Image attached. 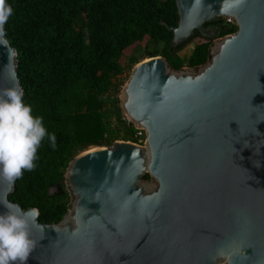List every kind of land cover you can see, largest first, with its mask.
<instances>
[{
  "label": "water",
  "instance_id": "95a60500",
  "mask_svg": "<svg viewBox=\"0 0 264 264\" xmlns=\"http://www.w3.org/2000/svg\"><path fill=\"white\" fill-rule=\"evenodd\" d=\"M223 0H176L178 46L206 23L237 32L215 40L199 68L162 57L137 64L120 94L143 145L115 141L69 164L70 208L59 224L35 210L27 264H264V0L221 13ZM18 84V52L0 42V89ZM149 175L150 179H146Z\"/></svg>",
  "mask_w": 264,
  "mask_h": 264
},
{
  "label": "trees",
  "instance_id": "16d2710c",
  "mask_svg": "<svg viewBox=\"0 0 264 264\" xmlns=\"http://www.w3.org/2000/svg\"><path fill=\"white\" fill-rule=\"evenodd\" d=\"M7 3L13 12L5 38L18 52L24 101L33 106L34 114L43 116L48 132L56 136L55 148L47 138L42 142L35 168L23 171L9 199L24 210L38 209L42 224H59L70 208L65 173L72 160L91 147L138 141L119 97L129 80L123 79L125 72L140 63L135 56L126 65L120 63L129 50H143L148 58L162 56L176 71L199 68L210 60L216 39L238 30L218 19L204 25L212 28L208 37L196 32L173 46L170 28L179 23L176 0ZM198 37L204 41L188 58L182 57L180 53ZM89 125L94 129L87 132Z\"/></svg>",
  "mask_w": 264,
  "mask_h": 264
},
{
  "label": "clouds",
  "instance_id": "9594fccd",
  "mask_svg": "<svg viewBox=\"0 0 264 264\" xmlns=\"http://www.w3.org/2000/svg\"><path fill=\"white\" fill-rule=\"evenodd\" d=\"M245 0H223L221 13L243 6ZM13 9L0 0V42L6 35L5 25ZM43 116L34 114L33 106L24 101L18 84L0 89V180L13 184L23 171L35 168L37 152L47 138L53 148L56 136L49 133ZM0 214V264H27L36 242L31 238L35 210L23 211L18 205L5 204Z\"/></svg>",
  "mask_w": 264,
  "mask_h": 264
},
{
  "label": "rangeland",
  "instance_id": "374dc122",
  "mask_svg": "<svg viewBox=\"0 0 264 264\" xmlns=\"http://www.w3.org/2000/svg\"><path fill=\"white\" fill-rule=\"evenodd\" d=\"M217 40V39H216ZM204 41V39H202V38H195L190 44H188L185 48H184V50L180 53V55L182 56V57H184V58H188L191 54H192V52H193V50H194V48H195V46L197 45V44H199V43H201V42H203ZM134 51V50H133ZM132 50H129L128 52H127V54H126V56L125 57H123L121 60H120V63L122 64V65H126L127 64V62L131 59V57L132 56H135L136 58H138L139 59V61L140 62H142L143 60H146V59H148V57L145 55V53L143 52V50H135L134 52H133ZM132 54V55H131ZM132 70H127L126 72H125V74H124V76H123V79H128V78H130V76H131V72ZM119 97H121V96H119ZM86 110H84L83 112H85ZM125 116V115H124ZM125 118H126V116H125ZM95 122V121H94ZM86 124H88V123H86ZM79 126V125H78ZM77 126V127H78ZM76 127V128H77ZM94 129V126L93 125H89L88 126V128H87V132H90V131H92ZM96 148H99V147H91L90 149H88V150H91V149H96ZM84 153V152H83ZM82 154V153H81ZM52 194L54 193V191H52L51 192Z\"/></svg>",
  "mask_w": 264,
  "mask_h": 264
},
{
  "label": "built area",
  "instance_id": "2783aa9c",
  "mask_svg": "<svg viewBox=\"0 0 264 264\" xmlns=\"http://www.w3.org/2000/svg\"><path fill=\"white\" fill-rule=\"evenodd\" d=\"M226 22L228 24L234 25V22L232 20H230V19H226ZM127 120H128L129 123H131V121L129 119H127ZM136 138L138 139V141L135 142V143L143 145L144 142H145V132L143 130H137Z\"/></svg>",
  "mask_w": 264,
  "mask_h": 264
},
{
  "label": "flooded vegetation",
  "instance_id": "af4514ba",
  "mask_svg": "<svg viewBox=\"0 0 264 264\" xmlns=\"http://www.w3.org/2000/svg\"><path fill=\"white\" fill-rule=\"evenodd\" d=\"M207 30H208L210 33L212 32V28H211V27H210V28H208Z\"/></svg>",
  "mask_w": 264,
  "mask_h": 264
}]
</instances>
